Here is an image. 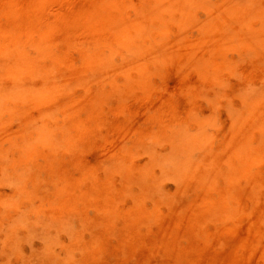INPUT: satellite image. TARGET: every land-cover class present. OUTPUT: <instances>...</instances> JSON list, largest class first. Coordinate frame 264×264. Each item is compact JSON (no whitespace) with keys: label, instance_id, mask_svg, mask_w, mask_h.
Here are the masks:
<instances>
[{"label":"rangeland","instance_id":"374dc122","mask_svg":"<svg viewBox=\"0 0 264 264\" xmlns=\"http://www.w3.org/2000/svg\"><path fill=\"white\" fill-rule=\"evenodd\" d=\"M208 1L216 7L213 10H225L240 2V0ZM8 2L9 0H0V11L3 13L8 9H6ZM10 2L11 4L8 6L11 14L13 13L12 16L10 18L4 14L2 16L0 12V45L3 46L2 48L0 46V48L4 49L5 45H9V48L5 47L6 50L8 49L6 52H11L8 56L7 54L4 55L7 56L6 59H12V55L14 56V51L12 52L10 49L13 45L11 43H14L13 40L18 41L19 39L20 47H23V51L25 49L29 53L22 52V54L34 56L35 52L33 50L35 48L30 51L33 43L37 42L36 44H38L43 40L42 42L45 44L48 39L46 45L42 47L46 48L48 55L52 54L57 61L58 59L63 61H59V65L60 62L63 63L62 66L64 65V67L70 65V67L68 66L69 70L76 69V67L80 68L83 65L84 58L88 57L94 51V48L96 50L113 41L114 31L105 20L106 16H114L115 18L121 10L123 18L132 21L133 18L138 17L135 7H139V3L135 0H131L133 4L136 2L134 5L131 2L128 3L130 6L126 4L127 0H10ZM114 2L118 3L114 4L115 7L112 6ZM216 13L215 11L214 14ZM194 15L197 24L195 22L188 23L183 31L179 30V32L182 31V36L181 32L176 34L177 27H171L170 31H167L168 34H165V38L181 39L182 44L185 45L183 48L188 44L187 50L184 48L187 53H189L190 47L197 46L198 51L202 49V54L199 55V53L198 55L206 60L209 48L202 46L204 36H201L203 33L199 26V23L201 24L205 20L206 11L196 9ZM219 16H222V14L214 20V26L211 30L214 31L212 37L215 42L218 41L216 39L219 38L220 31L224 26H227V29L228 26L230 28L236 27L230 26L231 23L233 24L232 20ZM250 24L258 26L257 18H252ZM41 35L45 37L43 36L42 39ZM39 38L41 39L40 42L38 41ZM165 38L164 40L167 42L168 39ZM201 39L200 44L199 40ZM17 41L16 43H18ZM170 41L167 43H170ZM185 41L187 44H184ZM188 41L192 42L193 46ZM262 43L258 49L255 48L251 51L255 54L253 56L250 55L251 52L247 49L248 47L247 50L245 49L246 52L248 51L247 54L243 52L244 50L242 51L246 44L238 45V43V46L229 44L220 49L212 44L209 58H207L208 63L205 61L206 64H204L205 62L192 63L193 61H188V54L180 48V51L177 50V52L170 53V56H164L159 65L153 64V69V65L146 66L145 74L147 75L145 76L147 80L145 77L144 84H146L144 86L139 85V81L135 82L136 75L131 73L132 80L129 78V85L131 83L134 86L131 87L130 85L127 88H132V90L123 93L127 88H121L123 83L121 81L123 80L118 78L116 80L117 86L119 82L118 87L121 89L117 86L112 87L109 83L106 84L105 91L102 93V96L106 94V96H103L104 99L100 97L101 93L97 95L98 92H96L95 95L94 89L90 90V93L89 90L87 92L83 89L81 83L70 85L69 82L64 84L66 81L63 77L66 78V72L69 70L67 69V71V67H65L66 72L63 71L64 67L60 65L59 70L55 71L56 73L53 71L56 75L52 73L54 75L51 83L56 86L58 84L60 94H62V90L65 94L63 93L59 97L60 99L53 103L52 106L57 105L56 110L52 108L53 114L51 115L53 117L45 119H49L52 127L58 125V127L68 131L81 125L83 137L81 141L83 140L84 143L81 146H83V150L80 147L78 152L70 151L71 153L65 150H59V152L56 150L57 153L54 152L53 155L36 152L32 155V159L30 158V162H24L20 149L22 140L27 139L25 122L35 121L37 116L36 112L30 109L28 114L25 105L22 106L23 109L17 108L18 112L13 113V116L2 124L3 130L1 131H4L2 133L6 137H13L15 140L7 153L13 169L9 173L8 179H0V200L13 194L14 179H16V186L19 185L20 187L21 185L29 191L31 188H37L31 191L35 190L33 193L35 201L33 199V202H35V206L38 205L42 209H45L48 204L56 202L58 190L65 189L66 184L74 183V191L76 192L74 197L78 202L85 200L86 197L95 198L98 189L105 186L115 190L120 188L119 190L126 192L123 197V193L116 190V192H119V198L123 197L117 207L124 214L126 209L132 208V200L134 199L132 196L140 195L138 186L133 185L140 184V187L141 183L135 182L130 185L131 189H128L130 188L128 185V188L125 187V190H123V186H127V184L121 182L122 173H118L121 170L118 169L119 167L128 169V166L135 165L143 169L145 166H149L147 164L150 163L151 151L154 149L152 153H155V150H158L160 156H166L172 148L170 141L173 143V140H179L174 136L181 137L178 136L180 133L192 137L197 132H202L203 145L210 153H213L211 155H218L219 152L223 150V152H226L228 149V141L235 132L237 123L235 119L246 115L247 108L255 106L257 109L254 110L257 111L255 113H260L261 116L264 115V42ZM29 44H31L30 50L27 46ZM16 46L19 47V44ZM13 47L14 49L17 48ZM204 48L206 50L203 52ZM1 49L0 55L2 53ZM4 50H2L3 53H5ZM256 51L257 53H255ZM258 51L263 53L262 56ZM181 54L185 57H181ZM245 54L249 55L246 57ZM52 55H49V57ZM113 55L111 56L113 61L119 64L121 56L119 57V54ZM178 55L181 57L180 62ZM189 55H191V52ZM174 56L177 61H174ZM250 56L252 58H249ZM255 56H257L256 59ZM51 59L49 58V62L44 59V64L51 67L52 64H49L52 62ZM182 59L187 60L188 64L187 61ZM57 61L54 60L53 62L58 63ZM177 62L178 65L180 64V68L177 66ZM190 63H192V67H190ZM193 64L197 65L193 66ZM213 64L215 70L212 69ZM205 65L209 67V70L204 68ZM59 76H62L64 82ZM140 78L137 77V79ZM133 80L134 82H131ZM136 83H138V87ZM63 84L65 86L70 85L69 91L68 86L65 89ZM74 85L77 87H74ZM116 88L119 89L118 94ZM84 95L86 98H84ZM87 95L90 100H94L88 102ZM94 96L97 100L93 98ZM255 97L258 98L256 105L253 104ZM67 98L72 101L82 100V103L77 110L67 111L68 113L64 116L60 107L68 103ZM89 104L91 106L93 104V107ZM88 105L90 108H87ZM58 110L59 112H56ZM253 114L251 117L254 116ZM260 114L257 116L255 114L253 120L250 118L252 120V122L248 120L250 128L241 133L244 135V139H247L253 152L245 164L244 179L238 182L233 180L231 185H226L221 180H217L213 173L209 176V187L203 188L195 180L190 178L181 179L179 173L167 167L170 163L165 164L164 167L166 168L162 169L155 166L153 169L151 168L154 175L157 174L155 177L160 176L162 178L159 177V181H155L157 178L155 179L151 175L153 172H150L151 176L145 182L151 183L153 178V183H151L153 186L151 185V187L149 184L153 189H151L150 195L144 196V201L142 200L144 215L147 214L145 218L149 217V219L144 220V218L141 224L132 230L128 229L129 225L127 223L125 225L120 216L112 217L110 219L112 232H108L111 238L104 233L105 237H101L102 234L100 236V240L103 238L105 240H102L103 242L99 240L101 245L104 244L100 254H88L84 249L93 241L94 233H96L95 226L99 225V218L102 216L94 206L89 205L91 207L85 206L88 209H84V213H81L83 218L81 214L80 216H73L71 213L67 214L66 212L60 226L45 227L41 225V228L38 225L37 227L44 232H41L43 236L40 235L37 228L39 232L36 231L37 234L31 237L29 241H19L18 249H16L15 244H9L10 248L8 244H4L6 222L0 220V264L5 262L10 264H262L261 262H264V256L262 257L264 255V128L254 127L255 124L257 125L256 117ZM196 135L198 137L199 134ZM206 149L205 152L193 149L192 153L195 159L200 158L198 155L203 156L199 153H207ZM80 150H82L81 154ZM233 165L237 166V164ZM219 167H224V169L219 168L220 171L228 169L225 161L221 162ZM115 168L118 169L116 173L113 172ZM134 168L133 166L132 170ZM139 168L133 171L137 172ZM159 172L163 176L159 175ZM112 173H114V177ZM34 181L36 184L33 183ZM140 188L142 189V187ZM126 190H129L130 193ZM242 191L243 193H241ZM244 192H247V195ZM223 195H226L225 199L228 206L236 211L234 212L236 217L227 218L224 215L219 216L218 213H210V209L205 210L200 204L203 201L204 206L207 208L210 206V202L218 201ZM158 202L164 204L160 206ZM158 204L160 207H157ZM151 210L153 214L150 212ZM161 210L163 211L161 212ZM158 211L165 215L166 219L163 218L164 216L160 217ZM149 214L152 216H149ZM27 215L29 221L36 219L35 216L32 217V214ZM84 216L86 219H90L88 221L94 223L93 231L90 230L91 223L89 222L91 226L87 225ZM78 218L83 219L84 223ZM167 218L170 220L172 218V221H174L173 226L169 223H172V221H166ZM80 222L83 225L86 224V226L83 227ZM168 223L170 225L167 228L165 224ZM87 229L91 232L86 231ZM246 229L249 235H246ZM19 234L22 235V231ZM76 236H79L80 240ZM242 238L249 239V245L243 246V249L240 246ZM141 239H143L142 242ZM136 240H139L138 244ZM45 246L48 249L47 253L44 252V256L40 253L43 252L42 249ZM11 248L12 251H10ZM259 253H262V255L258 256ZM247 255L250 256L248 257L251 260L248 261ZM252 257L254 258L252 259Z\"/></svg>","mask_w":264,"mask_h":264},{"label":"bare ground","instance_id":"6f19581e","mask_svg":"<svg viewBox=\"0 0 264 264\" xmlns=\"http://www.w3.org/2000/svg\"><path fill=\"white\" fill-rule=\"evenodd\" d=\"M135 1L139 3V7L138 8L135 7L136 15L138 17H136V15H135L136 18L135 19L133 18L132 21H131V19L126 20L123 18L121 10L119 11V15L115 16V18H114V16H109V15L106 16L105 20L107 21L108 25H110V27L114 31L113 41L110 44L104 45V46H102L96 50L94 48V51L88 57L84 58L83 65L80 68L76 67V69L73 68L74 70L73 69L69 70L68 68L70 67V65H66V63H65V65H66L65 67H67L66 70L67 69L69 70V71L67 70L68 72H66L64 65L62 66L63 63H61V62H63V61H61L59 59L57 61L56 57H53L52 54H49V55H52L49 57L48 52H46V50H45L46 48L42 47V46L46 45L48 39L45 42V44H44V42H42L43 40H41L39 38L38 41L40 42V40H41L40 43H38V44H36L37 42L33 43L32 47L30 46L31 44L27 45V46H29V50L31 47L30 51H32L35 48L33 50L35 52L34 56H28L27 54H29V53H27L25 51V49L23 51V47H20L21 43H19L20 42L19 39H18V41L15 39L18 43H16V41L13 40L14 43H11V44H13L12 45L13 49L10 47L11 51L12 52L14 51L13 52L14 56L12 55V57H13L12 59H6L8 54L9 53L11 54L10 51L6 52L8 49L6 50V48H5V47H8L9 45L7 46V45L1 43V44L5 45V47H4L5 50L1 49L3 46L0 45L1 46V48H0L1 52L3 53L2 50H4L5 53H3V55L1 53V55H0L1 56L0 57V59H1V61H0V179H3V178L8 179L9 173L13 169L12 163L10 162L9 157L7 156V153H8V150L12 147L11 145L14 143V140H15V139H13V137H9V136L6 137V135L4 133H2V132H4V131H1V130H3L2 124H4L5 121H7V119L12 117L13 113L18 112L17 108H22L23 105H25L27 107L28 114H29V109H30V110L35 111L36 116H37L35 121L30 120L28 122H25L26 123L25 131L27 133L26 134L27 139L25 138L22 140V145H21V149H20L21 157H22L24 162H26V163L30 162L29 160L32 159L31 158V157H33L32 155L36 152H43V153H46L47 155H53L54 152H55V154L57 153L56 150H58V152H59V150L60 151L65 150V151H69V152L70 151L78 152L79 147L82 148V150H83V146H81L84 144L83 140L81 141V138L83 139L82 134H81V125L78 124L79 126H75V127L71 128V130L68 131V130L63 129L61 127H58V125L57 126L54 125V127H52L50 125L51 122L49 121V119L48 120L45 119L47 117H53L51 114H53L54 109L55 110L57 109L56 108L57 105H54V106H52V105L54 102H56V100L60 99L59 97L61 95H63V93H64V91L62 90V94H60V90L57 87L58 84L56 86V85H53V83H51L52 77L59 70L60 65L62 67H64L63 71L66 72V78L63 77L66 82L63 81L62 76H59L62 78V82H64V84L69 83V82L71 83L70 85H73L72 83H74V84H76V83L80 84L81 83V86L83 87V89L87 90V92L89 90V93H90V90L94 89L93 91H94L95 95H96V92H98L97 95L99 93H101V95L100 94L99 95L103 99H104L103 96H106V94H103V96H102V93L105 91V85L109 83V85H111L112 87H116L117 86L116 80L118 78H122L121 80H123V81L120 80L121 83L123 82L121 85V88H124V87L127 88V86L129 88L131 85V83L129 85V81H130L129 78H131L130 77L131 73H133V75H136L135 82L139 81V85L144 86L146 84V83L144 84V81L147 80V77L145 76V75H147V74H145V69L147 68L146 67L147 65H153V64L159 65L164 56H167L174 51L177 52V50L178 51L184 50V48L187 50L186 47H188L187 46L188 44L186 43V41L184 42V44L186 43L187 45H186V47L183 48V46H185V45L182 44L181 39H179V38L172 39L173 37L171 39L170 38L168 39L166 37L169 41L172 40V41H170V43H167L169 41L167 40V42H165L164 38H165V34L166 35L168 34L167 31H170L169 29L171 27L172 28L177 27L178 30H177L176 34H178L179 30L183 31V28L185 26H187L188 23H194L195 22V24H197L196 21L194 20V18H195L194 17L195 16L194 11H196V9H201L203 11H206L205 20L201 24L199 23V26H200L201 31L203 33L201 36L202 37L204 36L202 46L209 48V50L207 52L208 56L210 55L209 51L211 49L210 47L212 44H213V46L217 47V49L223 48L224 46L226 47L229 44H236V46H238L240 44L241 45L246 44L245 48L242 49V51L244 50L243 52H246V50L249 49L251 52V51L255 50V48L258 49L260 44L262 42H264V0H240V2L237 5L232 6L231 8H228L225 10H219V9L213 10V8H216V7L212 6V3L208 0H194V1L193 0H135ZM129 2H131V0H127L126 4H128ZM136 2L134 4H136ZM8 3L11 4L10 0ZM9 4H7L6 9L7 8L8 9L4 13L2 11H0V12H1L2 16L4 14L10 18V16H12L13 13L11 14V12L9 10V6H8ZM114 4H118V3L114 2L112 4V6ZM18 6H19V3H18ZM18 6H17V8H19ZM114 7H115V5H114ZM119 7H120V5H119ZM215 11L217 12L216 14H214ZM220 14H222V16H224L225 18L233 21V24L231 22H229V23H231L230 26L233 25L236 27L230 28L228 26V29H227V26L226 27L224 26V28L221 29L222 31H220L221 33L218 31L221 35L219 34V38L216 39V40H218V41H216L217 42L216 43L212 37V35H213L212 33L214 31H211V30L213 29L212 26H214V20ZM7 16H5V17H7ZM222 16H219V17H222ZM5 17H4V19H5ZM252 18H257V21H258L257 25L258 26H252L250 24V20ZM182 31H180L181 36L183 34ZM43 36L44 35H41V38ZM46 37H48V36H46ZM202 37H200V38H202ZM181 38L184 39L183 37H181ZM201 42H202V39L199 40L200 44H201ZM188 43H190L193 46L192 42L188 41ZM205 43H207V44L205 45ZM18 44L22 50L21 49L19 50V47L16 46ZM34 44H36V45L34 46ZM167 44H169V45H167ZM13 46H15V48L17 47L18 49L17 48L14 49ZM180 48H182V49H180ZM237 48H239V47H237ZM189 49H190L189 53L191 52V55H189V53H187V51L184 50L188 54V56H187L188 57L187 59H189L188 61H193L192 63H204L206 61L208 63V59H207V58H209L208 56H207V58L205 57L206 60H204V57L202 58L201 56H199L202 54L201 53L202 49H201V51H198L197 46H195V47L193 46V48L190 47ZM212 49H214V48H212ZM239 49H241V48H239ZM263 49H264V47H263ZM18 50L21 52L19 53ZM205 50L206 49L204 48L203 52ZM22 52H25L27 54H22ZM247 53H248V51L246 52V54ZM255 53H257V51ZM258 53L260 55L263 54L262 52L260 53L259 51H258ZM6 54H7V56H4ZM113 54H119V57L121 56V58H119V59H121L119 64L117 62L113 61V59L111 57ZM31 55H32V52H31ZM179 55H178L179 59L178 58L177 59L180 62L181 57H183L184 55L182 56V54H181V57ZM248 55H246V57ZM250 55L253 56L255 54H253L251 52ZM113 56H115V55H113ZM251 56L249 58H252ZM256 57L257 56H255V59H256ZM258 57H259V55H258ZM49 58L50 59L52 58L51 59L52 62L49 63V64H52L51 67L49 65H48L49 66L48 67V66H46V64H44V59L49 62L50 61ZM53 58H55V59H53ZM175 59L176 58L174 56V61H177ZM54 60H56L58 63L53 62ZM182 60H185V59H182ZM59 61H61L60 65H59ZM185 61H187V60H185ZM188 61H187V64H188ZM48 62H46V63H48ZM206 62L204 64H206ZM192 63H190V67H192L191 66ZM209 63H210V61H209ZM210 64H212V63H210ZM154 65L152 66V69H153ZM195 65H197V64H195ZM195 65L193 64V66H195ZM177 66L178 67L180 66V64L178 65V62H177ZM185 66H186V64H185ZM200 66H202V65H200ZM209 66L211 67V65H209ZM56 68H58V69H56ZM204 68H206V70H207L209 67L205 65ZM213 68L215 70L214 64L212 65V69ZM54 69H56V70H54ZM212 69H210V70L212 71ZM53 71L54 72L56 71V72L54 73ZM205 72H208V71H205ZM212 72H215V71H212ZM52 73H54V74H52ZM208 75H209V73H208ZM137 77L138 78L141 77V78L137 79ZM145 77H146V80H144ZM131 80H132V78H131ZM131 82H134V80ZM136 84H137L136 86L138 87L139 86L138 83H136ZM70 85H67L68 87L64 85L65 89H66V87L68 89ZM119 85L120 84L118 82V86ZM75 86L76 85H74V87ZM81 86H80V88H82ZM132 86H134V85H131V87ZM74 87H73V89H74ZM118 88H120V87H118ZM118 88H116V89H118ZM128 88L123 93H128L129 92L128 90H130V89L132 90V88H130V89H128ZM68 91H69V89H68ZM121 92H122V90H121ZM89 93H86V94H89ZM118 93H119V89L117 91V94ZM120 94H122V93H120ZM100 97H98V98H100ZM84 98H86V96ZM93 98H96V97L94 96ZM63 99H61V100H63ZM87 99H89V96ZM66 100H68V103H66V104L63 103L64 105L60 107V109H62V111H63L64 116L66 115V113H68L67 111L77 110V108L82 103V100H80L81 102L78 100L72 101L68 98ZM93 100L94 99H92V100L89 99L88 102L93 101ZM96 100H97V98H96ZM257 100H258V98H256V97L253 99L254 105L257 104ZM84 103H83V105H84ZM89 105L87 106V108L89 107ZM84 106H82V107H84ZM91 107H93V104ZM254 107L247 108L248 110L246 109L247 111L245 112L246 115L240 116L239 119H235V121L237 122L236 126H235V132L231 136L230 140L228 141V149L226 150V152H223L224 151L223 150V151L219 152L218 155L217 154L211 155L213 153H210V151L206 149L205 145H203L204 142H202V140H201L202 132H200V133L197 132L199 134L198 137H196L197 133L195 134V136H192V137H190L186 134L183 135V133L181 135V133H180V135L178 134V136H181V137H177L176 135L174 136V138L175 137L177 139L179 138V140H176V141L173 140V143H171V141H170V144H172L170 146H172V148L170 150V153H168L166 156H160V153L158 150H155V153L157 152L159 155H156L157 153L156 154L152 153L154 151V149L151 151L150 157H149L150 163L147 164L149 166H145L146 167L145 170H144L145 167L143 169H142V167H140L141 170L139 171L140 168L135 166V165L128 166V169H126L125 167H124L125 169L119 167L118 169L122 170V171L119 170V172H118V173H122L121 177H120L121 174L119 175L121 182L123 184H127V186L126 185L123 186V188H124L123 190H125V187L128 188V185L129 186L131 184L133 185L135 182H137V183L140 182L141 183L140 187H142V189L139 187L140 184L133 185V186H136V185L138 186V188L140 189L139 190L140 195L137 194L138 196L137 195L132 196V198L134 197V199H133L134 201L132 200V202H133V204L131 206L132 208L129 210L126 209V212H124V214H122L118 210V207H117L118 203L120 205L121 201L123 200L122 198L124 197V193H126V192L119 190L120 188H118L116 190H119V192L121 191L123 193L122 194L123 197L120 194V196L122 198H119V195H118L119 192L117 191L118 192L117 193L114 188L111 189L109 187L101 186L98 189V191L96 192L95 198L90 199V198L86 197L85 200L78 202V200L74 197V195L76 193L74 191V186H73L74 183L66 184L65 189L58 190L56 202H54L52 204H48L45 207V209H42V207H40L38 205L35 206L34 205L35 202H33V199H34L33 193L35 190L33 192H31V191L33 189H37L34 187V186H36L35 185L36 182L35 181L33 182V183H35L33 186L34 188L33 189L31 188L29 191V189H26V188L22 187L21 185H20V187H19V185L16 186V179H14L13 194L6 199L0 200V220H3V222H6L5 223L6 227H5L4 244H6V245L8 244L9 248H10L9 244H12V245L15 244L16 249H18L17 246L20 243L19 241H29V239L31 237H33L34 235L37 234L36 231L37 232L40 231V235H42L44 233L43 231H41L42 230L41 225L45 226V227L60 226L63 222V216L66 212H67V214L71 213V215H73V216H75V215L80 216L81 213H84V209H88L89 207H91L89 205H92L102 214V216L99 218V225L95 226V232L96 233H94L93 241L90 244L88 242L89 246H87L86 248H84V247L83 248L85 249V252L88 254H92V255H94L96 253H97V255L100 254V251L103 247L102 245H104L103 243L101 245L100 241H102V240L105 241L104 238L102 240H100V236L102 234L101 237H103L104 236L103 233L105 235H107L108 232L111 231L110 219L112 217L120 216L124 220L125 225H126V223L129 225L128 229L133 230V228H135L136 226L141 224V222L143 221V219L147 215V214L144 215L145 212H144V209H142V205H143L142 202L144 201L143 200L144 196L147 197L152 192L151 189H153V188H151V187L153 186V184H151V183H153V178H152L151 183L148 181L147 182H145V181L151 175H153L155 179L156 178L158 179V180L156 179L155 181H159L160 176L155 177L157 175L156 173H158V172H156L155 173L156 175H154V171L151 170V168L153 169L155 166H159V168L162 169V168H166V167H164L165 164L170 163L169 166H167V167H170L175 172L179 173V176L181 177V179L186 180V179L190 178L192 180H195L196 183H198V185H200L203 188L209 187V181H210L209 176H211L213 173H214V176L217 180H221L226 185H231L233 183L231 181H233V180L238 182L241 179H244L243 174L245 173V164L248 161V159L252 156L253 152H252V149L250 148V146L247 142V139H244V135H242L241 133L250 128L249 123L252 122V120H253L252 118H254L255 114H256V116L258 114H260V113H255L257 111H254V110H257V109H256V107L255 108ZM52 108H53V110H52ZM84 108H86V107H84ZM19 110H21V109H19ZM21 112H19V114H21ZM56 112H59V110ZM63 114H62V117H63ZM252 114L254 115L253 117H251ZM263 116H261V114H260L258 117H256L258 120L256 119L257 125L255 124L254 127L260 128V129L264 128V117ZM237 117H238V115H237ZM52 120H53V118H52ZM248 120H251V121L248 123ZM24 121H26V120H24ZM253 123H255V122L253 121ZM240 129H242V130L240 131ZM200 131H201V129H200ZM3 134L5 135V138H4ZM193 149H199L201 152H205V149H206L207 153H199L200 151H197L199 154H202L203 156L198 155L200 158L197 157L198 159H195V157L192 153ZM82 150H80L81 151L80 154L82 153ZM73 152H72V154H73ZM74 154H77V153H74ZM223 161H225V163L228 165V169L226 168V170L220 171L219 166H220L221 162H223ZM222 164H224V163H222ZM233 164H237V166H234ZM133 166L135 167L134 169L139 168L137 172L133 171L134 169L132 170ZM225 167H227V166H225ZM115 169L113 170V172L115 171V173H116L118 169L117 168H115ZM222 169H224V167ZM157 170L161 171L160 169H157ZM157 170H155V171H157ZM150 172L151 173L153 172V173L150 175ZM117 174H115V175H117ZM112 175L114 177V173H112ZM159 175H162V174L159 172ZM137 177L139 178L138 180H137ZM161 178L162 177H160V179ZM32 179H33V177H32ZM34 179H35V176H34ZM144 183H146V184H144ZM147 183H148V185H147ZM149 184H150V186L151 185L152 186L150 187ZM149 187H150V189H149ZM128 189H131V186ZM36 192H38V191H36ZM128 193H130V192H128ZM241 193H243V191ZM246 193L247 192H244V194H246ZM240 195L242 196V194H240ZM129 196H130V194H129ZM241 196H239V197H241ZM243 196H245V195H243ZM225 197H226V195H223L220 199H218V201L210 202V206L207 208H206V206H204L203 201L200 204H202V206L205 208V210L210 209V213H218L219 216L224 215L227 218L232 217V216L236 217V214L234 213L236 211L228 206ZM130 198H131V196H130ZM127 200H128V198H127ZM34 201H35V199H34ZM77 203H79L78 206H77ZM159 204H160V206H162L161 204H164V203H159ZM159 204L157 207H160ZM85 206H88V208L87 207L85 208ZM80 207H82L83 210H82V208L80 210ZM145 210H147V209L145 208ZM162 211L163 210H161V212ZM150 212L153 214L152 210ZM161 212H159L160 217L164 216L163 218H165L166 216L162 215ZM147 213H149V212H147ZM27 214H30V215L32 214L33 215L32 217L35 216L34 218H36V219L33 221H29L30 219L27 218V216H28ZM149 216H152V215L149 214ZM82 218H83V215H82ZM84 218H85V216H84ZM146 219H149V217L145 218L144 220H146ZM81 220L84 223V220L83 219H81ZM88 220H90V219L85 218V222L87 223V225H89V226L92 225L90 227L91 229L90 228H88V229L93 231V229H94L93 224L94 223H92L91 221H88ZM166 221H172V218H171V220L168 219ZM82 222H80L81 225H83ZM89 222L91 223V225L89 224ZM163 223H165V222H163ZM169 223L171 225L172 224L174 225V221H172V223L171 222H169ZM169 223L165 224L166 226L165 225L164 226L168 228L170 225ZM38 225H40V227H41L40 229H39V227H37ZM84 226H86V224H84L83 227ZM37 228L39 229V231L37 230ZM85 228H87V227H85ZM88 229L86 231H90ZM233 230H236V229H233ZM20 231H22V235H20V234L18 235V233ZM41 232H43V233L41 234ZM245 232L247 234L246 233H244V234L249 235L247 229L245 230ZM131 233H132V231H131ZM122 235H123V233H122ZM125 235H127V234H125ZM125 235H124V237H126ZM107 236L110 237V234H108ZM107 236H106V238L109 239V237H107ZM76 237L78 238L79 236H76ZM78 239L80 240V237ZM120 239H121V237H120ZM142 240L143 239H141V242H142ZM90 241H91V239H90ZM136 242L138 244L139 240H136ZM248 243H249V239L242 238L240 241V246L242 247L241 249H243V246L249 245ZM12 245H11V247H12ZM88 247H90V248L88 249ZM47 249H48V247L45 246L44 249H42L43 252L40 254L44 255V252L47 253ZM10 251H12V248L10 249ZM15 253H16V251H15ZM260 254L262 255V253H259L258 256H261ZM248 256L249 255H247V257ZM263 256L264 255H262V257ZM249 257H248V261L251 260V258L249 259ZM253 258L254 257H252V259ZM256 258H257V256H256ZM260 259H262V258L260 257ZM258 260H255V261H258ZM259 262H261V261L259 260ZM261 263L263 264L264 262H261ZM3 264H10V263L5 262Z\"/></svg>","mask_w":264,"mask_h":264}]
</instances>
